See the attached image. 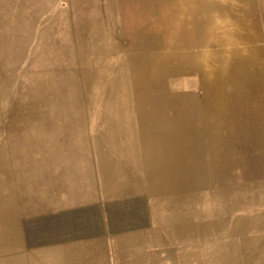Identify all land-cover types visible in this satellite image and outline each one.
Instances as JSON below:
<instances>
[{"label":"rangeland","instance_id":"374dc122","mask_svg":"<svg viewBox=\"0 0 264 264\" xmlns=\"http://www.w3.org/2000/svg\"><path fill=\"white\" fill-rule=\"evenodd\" d=\"M150 31L154 36L146 44L154 52L128 60L136 47L146 46L144 35ZM133 32L140 36L137 40ZM161 52H176L179 59L193 54L202 71L204 60L211 58L214 64L216 59L231 63L238 58L246 89L258 90L254 92L264 99V0H0V264H115L117 255H129L105 242L99 230L103 219L81 210L67 219V213L48 212L43 191L51 168L68 156L71 166L78 164L84 134L86 147H96V116L107 100L130 97L120 87L127 85L130 70L136 98L145 96L148 78L143 76L139 87L136 74L150 68V58L157 56L152 53ZM204 77L200 72L182 75L167 87L199 96V79ZM182 80L188 82L186 88L176 86ZM77 101L79 107L72 108ZM83 117L89 119L75 122ZM88 124H95V132L82 134ZM262 127L253 123L249 129ZM250 139V156L264 155V139L261 144ZM233 157L237 160L238 155ZM243 168L234 163L235 184L246 179ZM256 181L264 182V172ZM239 189L234 186V192ZM253 195L258 194L252 192L250 200ZM259 210L247 214L250 220L259 219L251 224L249 238L264 241L261 202ZM255 231L258 236H253ZM154 256L159 263L164 258L157 251Z\"/></svg>","mask_w":264,"mask_h":264},{"label":"crops","instance_id":"0c3cea01","mask_svg":"<svg viewBox=\"0 0 264 264\" xmlns=\"http://www.w3.org/2000/svg\"><path fill=\"white\" fill-rule=\"evenodd\" d=\"M152 32L144 35L143 43L154 36ZM134 33L137 40L140 36ZM152 49L147 44L138 46L128 60ZM133 76L130 70L127 85L120 86L130 97L107 100L102 114L96 116L100 133L96 147H86L89 141L84 137L95 132V124L83 125L87 130L82 133L84 148L77 153L78 164L71 166L68 156L64 164L51 168L42 199L50 203L48 212L67 213L62 215L67 219L82 211L87 217L103 219L99 230L105 242L129 254L117 255L115 264H158L154 251L164 254L159 264H264V241L249 238L251 224L259 219L247 216L260 211V202L264 204V188L253 189L264 187V182L256 181L264 172V155L248 153L250 138L255 144L264 139V99L254 98L258 107L250 119L245 101L249 89L228 84L210 89L199 83L201 95H180L167 87L179 77H167L160 93L136 98ZM187 85L182 80L176 86ZM235 91H241L240 98H234ZM72 103L74 109L79 107L78 101ZM86 118L79 122L85 123ZM260 122L262 130L250 131L251 124ZM234 163L244 165L246 177L236 184ZM235 185L241 188L237 192ZM254 191L258 195L250 200ZM56 241L62 243L59 237ZM255 258H262L261 262Z\"/></svg>","mask_w":264,"mask_h":264},{"label":"bare ground","instance_id":"6f19581e","mask_svg":"<svg viewBox=\"0 0 264 264\" xmlns=\"http://www.w3.org/2000/svg\"><path fill=\"white\" fill-rule=\"evenodd\" d=\"M79 24V23H78ZM192 34L195 35V29L191 30ZM75 32H77L75 30ZM85 33V32H84ZM89 34V33H88ZM76 35V34H75ZM55 40V39H54ZM52 41V40H51ZM40 43V42H39ZM60 43V41H59ZM58 43V44H59ZM47 44V43H46ZM45 45V44H44ZM49 45V44H47ZM67 45V44H66ZM51 46V45H50ZM70 46V44H69ZM44 47V46H43ZM48 47V46H47ZM63 47V46H62ZM188 47V46H187ZM41 48V47H40ZM45 48V47H44ZM43 48V49H44ZM35 50V49H34ZM47 50V49H46ZM68 50V49H67ZM73 50V47H72ZM45 51V50H44ZM63 51V49H62ZM49 52V51H48ZM61 52V50H60ZM64 52V51H63ZM39 54V53H38ZM157 56L156 57H151L150 58V68L147 70H142V72L136 74L137 77V84L139 85V87H141L142 85V77L144 76L145 78H148V82L146 83L145 86V91H143V94L145 95L143 98H148L149 95H151L152 92L156 93H160V91L158 90L161 86H163V84L165 85L164 81L167 79V77H179L182 75H187V74H191V73H196L199 74V72L201 73V75L205 76L203 79H199V83L204 86H206V88H212L209 86H214V85H221L220 83H224V82H231V86H234L235 88H239L241 89L242 87L244 89L247 88V86L244 84V80H245V73L243 70V66L241 64V61L238 60V58L232 59V62L230 63L229 61H227L228 63H221L218 59H216L217 61L214 62V64L211 63V58L208 60H204L202 61V63H204L203 66V71L201 70V64L196 60V57H194L193 54H184L183 58L179 59V57H181L180 54H176L175 53H168L165 56H163V54L161 53H154ZM39 56V55H38ZM151 56H153L151 54ZM82 57V56H81ZM58 58V57H57ZM179 59V60H178ZM33 60V59H32ZM54 60V59H53ZM140 61V60H139ZM213 61V60H212ZM45 62V61H44ZM46 63V62H45ZM62 63V62H61ZM60 63V64H61ZM43 64V63H42ZM53 64V62H52ZM59 65V64H58ZM46 67V66H45ZM48 67V66H47ZM200 69V71H198V69ZM53 68V66H52ZM57 68V67H56ZM47 69V68H44ZM50 69V68H49ZM55 69V68H54ZM61 69V68H60ZM65 69V68H64ZM69 69V68H68ZM40 70V69H39ZM38 70V71H39ZM53 70V69H52ZM44 70H40V72H42ZM62 71V70H61ZM50 72V71H49ZM53 72V71H52ZM59 72V71H57ZM44 74V73H43ZM57 74V73H56ZM61 74V73H60ZM167 74V75H166ZM51 75V74H50ZM58 75V74H57ZM208 75V76H207ZM223 76V78H220V76ZM47 76V75H46ZM44 77V75H43ZM206 77L208 78L206 80ZM173 80V79H172ZM36 82V81H35ZM35 84V83H33ZM201 85V88H203ZM181 87V86H180ZM164 88V87H163ZM205 88V87H204ZM214 88V87H213ZM79 90V88H77ZM165 91V90H164ZM258 92V90H249L247 91L248 97L245 96V101L247 102L246 105H249V110H250V115L253 116L254 110L256 109V107H258V103L256 104V106L253 104V100L254 98H256L257 100H259L257 97L258 95L255 92ZM204 92V91H203ZM241 92V91H240ZM240 92L235 91V99L240 98ZM171 93V92H170ZM237 93H239L237 95ZM173 94V93H172ZM246 94V95H247ZM78 95V94H77ZM245 95V94H244ZM211 96V95H210ZM75 97V95L73 96ZM210 98V97H209ZM208 99V97H207ZM211 99V98H210ZM75 101V100H74ZM226 101V100H225ZM79 102V101H78ZM215 102V101H214ZM258 102V101H257ZM228 103V102H227ZM48 104V103H47ZM215 104V103H214ZM261 105V103H259ZM75 105V103H74ZM76 106V105H75ZM203 106V105H202ZM201 106V107H202ZM78 107V106H77ZM261 107V106H260ZM58 108V107H57ZM60 108V106H59ZM73 108V106H72ZM207 108V107H206ZM236 108V107H235ZM205 110V108H203ZM241 109V108H240ZM63 110V109H62ZM197 110V109H196ZM66 111V110H65ZM206 110V114H207ZM197 112V111H196ZM221 112V111H220ZM242 111H240L241 113ZM222 113V112H221ZM70 114V112H69ZM202 114V113H201ZM242 114V113H241ZM240 114V115H241ZM218 115V114H217ZM216 115V116H217ZM239 115V116H240ZM255 115V114H254ZM199 116V114H198ZM215 116V117H216ZM249 116V115H248ZM236 117V116H235ZM234 117V123H238L237 117ZM207 118V117H206ZM220 119V118H219ZM218 119V120H219ZM236 119V120H235ZM248 119V117H247ZM134 120V119H133ZM200 120V119H199ZM217 120V119H216ZM217 120V121H218ZM79 122V120H78ZM202 122V121H201ZM215 122V121H214ZM222 121H220L219 123H221ZM224 123V122H223ZM244 123V122H243ZM211 124V123H210ZM201 125V124H200ZM203 126V124H202ZM205 126V125H204ZM211 127V126H210ZM214 127V126H213ZM206 128V127H205ZM216 128V127H215ZM220 129V128H219ZM205 130V129H204ZM224 131V130H223ZM221 132V131H219ZM226 132V131H225ZM38 148V147H37ZM60 156V155H59ZM57 156V157H59ZM67 158V157H66ZM56 164V163H55ZM47 173V172H46ZM42 176V175H41ZM67 177V176H66ZM75 179V178H74ZM28 181V180H27ZM72 187V186H71ZM44 192V191H43ZM110 195V194H109ZM49 203V202H48Z\"/></svg>","mask_w":264,"mask_h":264}]
</instances>
